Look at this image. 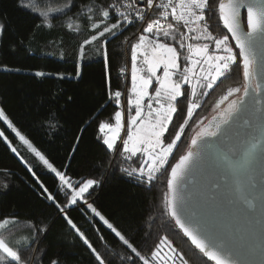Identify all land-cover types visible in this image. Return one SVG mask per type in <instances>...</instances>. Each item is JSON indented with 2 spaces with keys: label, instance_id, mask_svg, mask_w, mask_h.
I'll list each match as a JSON object with an SVG mask.
<instances>
[{
  "label": "trees",
  "instance_id": "1",
  "mask_svg": "<svg viewBox=\"0 0 264 264\" xmlns=\"http://www.w3.org/2000/svg\"><path fill=\"white\" fill-rule=\"evenodd\" d=\"M110 1L71 0L69 4V0H24L27 7H21L20 0H0V24L6 26L0 35V108L18 132L67 178L73 182L88 178L98 181L89 190L88 202H94L93 207L122 230L143 255H150L159 238L167 235L185 252L190 264H214L191 245L167 214V181L171 167L186 153L199 122L211 114L229 87L242 85V74L229 73V78H221L206 90L207 95L200 96L201 106L150 184L130 176L131 169L141 163L139 154L125 160L116 150L122 149V144L107 149L99 124L112 123L118 109L116 91L122 94L120 107L127 102L129 51L143 30L137 33V25H128L115 36L106 33L92 41L104 25L93 30L91 23L103 18L97 11L89 21L87 7H107ZM52 8L54 13L47 15L45 12ZM210 23L214 26L217 20L210 17ZM180 63H184L182 57ZM36 72L42 75L36 76ZM179 99L186 117L187 100ZM181 123L178 111L165 134L166 143L171 142ZM8 136L24 163L0 137V220L13 218L17 225L31 226L29 240L19 246L23 264H52L53 260L56 264H98L65 215L106 264H128V256L134 254L107 225L82 207V201L68 209L69 190L61 189L56 175L32 151ZM45 188L58 194L63 212L47 200ZM34 224L47 231L37 235Z\"/></svg>",
  "mask_w": 264,
  "mask_h": 264
},
{
  "label": "snow or ice",
  "instance_id": "2",
  "mask_svg": "<svg viewBox=\"0 0 264 264\" xmlns=\"http://www.w3.org/2000/svg\"><path fill=\"white\" fill-rule=\"evenodd\" d=\"M20 6L27 7L24 0H20ZM213 7L214 11L210 12ZM97 11L103 19L92 22L91 28L97 30L101 24L104 26L91 37L92 41L106 33L117 35V30L122 32L126 26L149 18L150 11L157 13V18H149L136 38L137 42L131 45L126 138L121 137L122 111H115L114 124H99L107 149L114 150L117 140H121L123 147L116 150L122 152L125 160L139 154V167L132 168L128 174L138 176L141 182L150 184L157 171L167 163L195 110L201 106L200 96L207 95L206 90L212 89L221 78H229V73L242 74V85L228 88L226 95L215 105L217 115L206 126L203 121L199 122L186 154L171 167L166 209L183 236L207 261L264 264V247L257 250L250 245L244 232L245 227L249 234L253 232L258 213L264 229V109L257 107L264 98V0H215V5L213 0H114L107 7H87V19L93 21ZM210 17L217 20L214 26ZM45 23H48L47 19ZM177 26L182 30L178 31ZM5 27L0 24V35ZM214 27L217 31H213ZM161 68L162 73L158 75ZM41 75L36 72V76ZM153 83L155 90L149 92ZM121 95L120 91L114 93L118 108ZM181 97L187 100L186 117L179 107L183 103ZM229 97L234 98L229 100ZM225 101H228L227 107L222 108ZM178 111L183 123L171 142L166 143L165 134ZM0 120L8 123L19 139L55 173L61 189L66 186L70 190L69 205L82 201L81 206L99 217L134 254L128 256V264H190L185 252L167 235L159 238L150 255H143L122 230L93 207L94 202H88L89 190L98 184L97 180L88 178L73 182L16 131L3 110H0ZM12 150L16 151L15 148ZM194 168L203 171L204 177L198 187L193 185L190 193L185 195L181 181ZM258 187L261 193L259 206L254 203ZM44 190L48 192V189ZM57 196L48 192L47 200L63 212ZM65 219L91 249L98 264H106L104 257L73 221L67 215ZM11 222L8 218L0 221V229H6ZM33 227L37 235L47 231L35 224ZM257 255L259 260L252 259ZM0 264H23L21 250L11 247L2 237Z\"/></svg>",
  "mask_w": 264,
  "mask_h": 264
},
{
  "label": "rangeland",
  "instance_id": "3",
  "mask_svg": "<svg viewBox=\"0 0 264 264\" xmlns=\"http://www.w3.org/2000/svg\"><path fill=\"white\" fill-rule=\"evenodd\" d=\"M54 11H55V9L54 8H52V9H50V10H48L47 12H45L47 15H52L53 13H54ZM137 41L136 40H134L132 43H131V45L133 44V43H136ZM129 56H130V63H129V65H128V67H129V86H128V95H127V99H128V96H129V90L131 89V67H132V64H131V48H130V51H129ZM162 73V68L161 69H158V71H157V74L159 75V74H161ZM145 75H146V73H144ZM154 90H155V84L153 83V86L152 87H150V89H149V92H154ZM207 90H209V89H207ZM126 99V100H127ZM232 99H233V97H232ZM229 100H231V99H229ZM227 104H228V101H225L224 102V104L223 105H221V107L222 108H224V107H227ZM0 110H1V108H0ZM117 110H120V111H122V123H123V125H124V127H123V129H122V131H121V137H125L126 138V126H127V119H128V114H129V107H128V104H127V102H126V104L124 105V103L122 104V106L121 107H119ZM116 110V111H117ZM133 114H134V110H133ZM215 115H217V111L214 109L212 112H211V114H209L208 116H207V118L205 119V120H203V124L206 126L207 124H208V122L209 121H211L212 120V118H213V116H215ZM8 121H9V119H8ZM101 123H104V122H101ZM110 124H114V116H113V118H112V123H110ZM14 127V126H13ZM15 129H16V131H18L17 130V128L16 127H14ZM196 131L198 130V127L195 129ZM100 132V131H99ZM8 133L10 134V135H12L13 137H15V138H17L22 144H24L23 143V141H21L20 139H19V137L16 135V132H14L13 130H12V128H10L9 126H8V123H6L4 120H0V137L1 138H3L4 140H5V142L7 143V145L9 146V148L12 150L13 149V144H12V142H11V138H9V136H8ZM101 134V133H100ZM26 139V138H25ZM29 142V141H28ZM29 144H31L30 142H29ZM122 144V141L121 140H117V144H116V146H120ZM25 145V147L26 148H28L30 151H31V149L28 147V145L27 144H24ZM33 147V146H32ZM122 147H123V145H122ZM16 149V148H15ZM12 152L14 153V154H16L17 155V157L19 158V159H21V157H20V155H19V152H18V150L16 149V151L14 152L13 150H12ZM46 159V158H45ZM47 160V159H46ZM21 161L24 163V160L23 159H21ZM49 162V161H48ZM42 163H43V161H42ZM44 164V163H43ZM45 165V164H44ZM140 165V164H139ZM46 166V165H45ZM46 168L47 169H49L47 166H46ZM50 171H51V169H50ZM55 174V173H54ZM57 179L59 180V178L57 177ZM60 181V180H59ZM65 188H66V186H65ZM67 189V188H66ZM68 190V189H67ZM69 198H70V190H69V197H68V201H69ZM77 204V203H76ZM76 204H71V205H69V202L67 203V205H66V207L68 208V209H71L72 207H74ZM8 219H10L12 222L7 226V228L6 229H0V237H2V238H5L6 239V241L9 243V245L11 246V247H13L14 249H19V246L21 245V244H24V243H26L28 240H29V237L30 236H28V233H29V230H30V228H31V226L30 225H27V224H18L17 225V222H16V220L15 219H13V218H8ZM4 220V219H3ZM0 221H2V220H0ZM103 222V221H102Z\"/></svg>",
  "mask_w": 264,
  "mask_h": 264
},
{
  "label": "water",
  "instance_id": "4",
  "mask_svg": "<svg viewBox=\"0 0 264 264\" xmlns=\"http://www.w3.org/2000/svg\"><path fill=\"white\" fill-rule=\"evenodd\" d=\"M257 107L264 109V98H262L261 105H258ZM240 124L243 125V120L240 121ZM187 150H188V148H187ZM187 150L185 152H187ZM203 177H204L203 171L199 170L198 168H194L191 173L186 174L184 179L181 181V185L184 188V194L188 195L190 193V191L193 189V185H196L198 187L200 182L202 181ZM256 179H257V183L259 186V183H260L259 176H257ZM254 203L257 206H259L261 203V193L259 191V187H258L257 192H256V200L254 201ZM260 219L261 218H260L259 213H258L256 226H255V229L253 230V232L251 234H249L248 229L246 227L244 228V232H245V235L248 239L249 244L252 245L253 247H255L257 250H259L261 247H264V229L261 228ZM252 259L259 260V256L257 255L256 257H253Z\"/></svg>",
  "mask_w": 264,
  "mask_h": 264
},
{
  "label": "built area",
  "instance_id": "5",
  "mask_svg": "<svg viewBox=\"0 0 264 264\" xmlns=\"http://www.w3.org/2000/svg\"><path fill=\"white\" fill-rule=\"evenodd\" d=\"M110 2L113 3L114 0H111ZM149 18L150 19H156L157 18L156 11H150ZM149 18H146L144 21H136L134 24H132V25H137L139 27L138 30H137V33L140 32L141 29L143 30V27H145L147 25V23L149 22Z\"/></svg>",
  "mask_w": 264,
  "mask_h": 264
}]
</instances>
